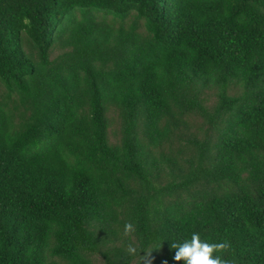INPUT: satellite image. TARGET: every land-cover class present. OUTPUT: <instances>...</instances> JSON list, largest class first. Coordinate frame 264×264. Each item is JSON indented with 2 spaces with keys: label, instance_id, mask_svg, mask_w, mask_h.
<instances>
[{
  "label": "trees",
  "instance_id": "16d2710c",
  "mask_svg": "<svg viewBox=\"0 0 264 264\" xmlns=\"http://www.w3.org/2000/svg\"><path fill=\"white\" fill-rule=\"evenodd\" d=\"M193 232L264 264V0H0V264Z\"/></svg>",
  "mask_w": 264,
  "mask_h": 264
},
{
  "label": "clouds",
  "instance_id": "9594fccd",
  "mask_svg": "<svg viewBox=\"0 0 264 264\" xmlns=\"http://www.w3.org/2000/svg\"><path fill=\"white\" fill-rule=\"evenodd\" d=\"M125 227L130 229L132 225ZM230 246L228 241L210 242L202 239L197 232H193L188 239L171 243V247L175 249L174 260L183 261V264H230V261L222 258L220 254Z\"/></svg>",
  "mask_w": 264,
  "mask_h": 264
},
{
  "label": "rangeland",
  "instance_id": "374dc122",
  "mask_svg": "<svg viewBox=\"0 0 264 264\" xmlns=\"http://www.w3.org/2000/svg\"><path fill=\"white\" fill-rule=\"evenodd\" d=\"M214 102H215V97H212L210 102H209V105H214ZM117 126H118V124H116V122H115V124L113 126V130L117 129ZM114 139H116L115 136H111V140L113 142L115 141ZM94 264H104V263H103V260L97 256L94 259Z\"/></svg>",
  "mask_w": 264,
  "mask_h": 264
}]
</instances>
